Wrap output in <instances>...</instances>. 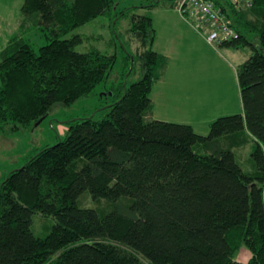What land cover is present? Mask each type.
Segmentation results:
<instances>
[{"label":"trees","instance_id":"trees-1","mask_svg":"<svg viewBox=\"0 0 264 264\" xmlns=\"http://www.w3.org/2000/svg\"><path fill=\"white\" fill-rule=\"evenodd\" d=\"M213 1L240 34L221 47L253 51L238 67L244 112L220 116L208 135L147 120L169 59L154 50L152 16L134 14L143 77L114 86L103 119H71L65 139L0 184V264H264V0L244 11ZM115 10V0L23 1V28L28 21L47 31L48 43L37 51L19 36L0 50V132L27 129L55 104L71 106L110 79L117 54L78 51L85 37L68 35ZM251 141L255 171L246 172L233 149ZM87 191L112 210L81 207ZM35 214L55 220L46 237L33 231ZM243 246L248 262L237 259Z\"/></svg>","mask_w":264,"mask_h":264},{"label":"rangeland","instance_id":"rangeland-1","mask_svg":"<svg viewBox=\"0 0 264 264\" xmlns=\"http://www.w3.org/2000/svg\"><path fill=\"white\" fill-rule=\"evenodd\" d=\"M23 1L24 0H0V50L9 39L19 36L29 41L37 51H39L41 46L48 43V39L45 36L48 32L40 31L39 28H37L38 26H33L31 22H26V28H23V24L19 27L23 22V14L21 13ZM115 1L118 5V10L112 11L110 15L99 16L94 21L79 26L68 35L70 37L72 34H81L85 37L84 42L77 46L78 51L85 52L89 49L97 48L102 52L117 54V63L110 79L102 82L93 92L77 100L71 106H67L64 103L55 104L50 109L47 118L40 122L33 123L27 129L8 132L9 126L4 131L2 130L0 132V184L10 171L22 167L36 151L46 146L54 145L61 139H65L68 134L69 121L71 119H82L90 116L95 120L103 119L109 111L108 107L114 101L112 94L114 86L123 81H126L127 85H130L143 77V61L136 54L139 43L135 40L130 31L132 16L134 14L148 13L152 16L154 27L156 25L155 41L159 36L156 44V47L159 49H162V47L166 49L170 39V31L168 28L173 23L168 21L177 22L183 19L180 13L175 9V6H173L175 0ZM152 4H155V6L152 7ZM141 6H147V8H140ZM124 10H126L125 15L122 16L120 14L117 18L116 15ZM183 20L186 22L185 19ZM186 24L192 28L189 23L186 22ZM247 35L252 43L260 47L259 39L255 33H247ZM173 36L174 33L172 34V38ZM204 40L205 39L197 34L193 42L186 41L185 44L181 43L180 45L177 43L179 49L176 52L170 50L166 51L176 54L180 53L181 49L188 52L192 51L195 56L187 55L186 58H189V61H192L195 65L200 64V67H204L203 72L199 70L198 73L194 75L195 78L197 77L196 82L207 79L204 78V76L209 77L210 82L216 81L219 71H224V73L228 72L226 78L227 82L234 86L236 90L238 83L237 63H239V65L244 63L253 53L252 48L250 46H244L241 49L223 47L222 50L219 48V51ZM229 50L234 52V55L229 53ZM129 54L133 55V57L129 58ZM231 55L232 57H230ZM175 58L176 61L172 63L171 71L170 73L168 71V74L173 75L176 67L175 64L179 61L177 56H175ZM205 68L208 70V73ZM128 70L129 73L126 75V71ZM217 71L218 74L216 75ZM207 74H211V77ZM168 76L170 75H167V77H165L166 79L164 78L162 82H165ZM176 83V81H166V83H164L166 87H169L166 89L167 103L160 104L159 101L155 99L156 107H154L153 104V111L147 116V120H153V118L157 117L164 121L180 123L176 122L179 116L176 115L174 109L178 106L175 99L176 95L174 94ZM229 89V87H223L221 90L226 91L225 95L228 98L227 101L232 97V93ZM217 93L218 96L221 97V92L218 88ZM154 94L155 92L153 95ZM233 94L236 95L237 90L234 91ZM212 96L215 97V94H212ZM236 104L237 102L234 101V104L231 105L234 106ZM236 106V108H232L234 110L227 112L229 114L220 116L242 113L243 108L239 105ZM154 108L155 115H153ZM159 114H161V116H158ZM209 130L210 126L205 125L196 126L195 129L196 132L202 135H208ZM252 146H254L253 141L244 147L233 149L237 161L246 172L255 171L254 161L251 157ZM197 151L204 152L200 147H197ZM129 200L131 199L123 197L119 202H127ZM78 202L81 207L95 209L100 215L109 213L114 205L104 198L95 199L89 191L82 194ZM54 224L55 220L52 217H44L39 214H35L33 217V231L39 237H46L51 232ZM251 255V251L248 247L243 246L237 256L242 259V262H248Z\"/></svg>","mask_w":264,"mask_h":264},{"label":"crops","instance_id":"crops-1","mask_svg":"<svg viewBox=\"0 0 264 264\" xmlns=\"http://www.w3.org/2000/svg\"><path fill=\"white\" fill-rule=\"evenodd\" d=\"M168 22H172L173 24L168 28L170 31V39H169L166 49H164L163 47L162 49H159L158 47H156L159 36L157 37V40L155 41V45H154V48L158 53L165 55L169 59L166 72L164 73L161 80L155 85L152 91L151 99L153 101L154 107H156L155 99L158 100L160 104L167 103L166 102V89L169 87H166L164 83H166V81H172V82L176 81L177 83L174 88V94L176 95L175 99H176V103L178 104V106L175 107L174 109H175L176 115L179 116V119L176 122L191 124L194 127V129H196V126H200V125L209 126V123L215 120L218 116L223 115V114H229L227 112L234 110L232 108H234L236 105H239L240 107L243 108L239 81L237 83V88H236L237 94L234 95L233 92L236 90L234 89V86H232L231 84L227 82V79H226L228 72L224 73V71H219V75H218V78H216V81L210 82V78L207 76H204V78H207V79H203V81L196 82L197 77L195 78L194 75L197 74L199 70L203 72L204 67L203 66L200 67V64L195 65V63H193L192 61H189L190 60L189 58H186L187 55L195 56L193 52L192 51L188 52V51H184L181 49L180 53L176 54V53H170L166 51V50H170V51L176 52L179 49L177 43L180 45L181 43L185 44L186 41L193 42L194 37L197 36V34L201 38L204 39V37L200 33H198L193 28H190L183 19L182 21H177V22L168 21ZM21 26H22V23L19 25V27ZM173 33H174V36L172 38ZM10 40L11 39H9L6 42L5 46L9 43ZM220 49L222 50L223 47H220ZM216 50H219V48ZM229 53L234 55V52L230 50H229ZM232 55L230 57H232ZM175 56H177L179 61L178 63L175 64L176 67L174 69L173 75H171V74H168V71L170 73L172 63L176 61ZM237 64L239 67V63ZM206 71L208 73V70ZM217 74H218V71L216 72V75ZM237 74H238V69H237ZM167 75H170V76H168L165 82H162L163 79L167 77ZM207 75L211 77V74H207ZM159 84L160 86L158 87ZM223 87L230 88L229 90L232 93V97L229 101H227L228 98L225 95L226 91L225 90L221 91ZM217 88L221 92V97L218 96ZM154 92L156 94V95L154 94L155 97L153 95ZM212 94H215V97H213ZM234 101H236L237 104L232 106L231 104H234ZM243 112L244 110L242 111V113ZM153 115H155V108H154ZM158 116H161V114H159ZM153 119L161 120V119H158L157 117ZM237 259L239 261L242 260L241 258H239V256H237Z\"/></svg>","mask_w":264,"mask_h":264},{"label":"built area","instance_id":"built-area-1","mask_svg":"<svg viewBox=\"0 0 264 264\" xmlns=\"http://www.w3.org/2000/svg\"><path fill=\"white\" fill-rule=\"evenodd\" d=\"M237 10H249L254 0H228ZM175 9L214 48L240 38L232 20L213 0H175Z\"/></svg>","mask_w":264,"mask_h":264},{"label":"water","instance_id":"water-1","mask_svg":"<svg viewBox=\"0 0 264 264\" xmlns=\"http://www.w3.org/2000/svg\"><path fill=\"white\" fill-rule=\"evenodd\" d=\"M43 120V119H42Z\"/></svg>","mask_w":264,"mask_h":264}]
</instances>
